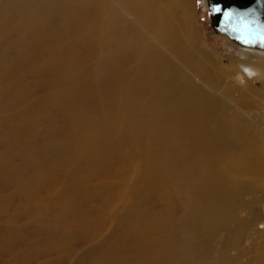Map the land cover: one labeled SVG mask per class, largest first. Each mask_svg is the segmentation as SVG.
<instances>
[{
  "label": "bare ground",
  "instance_id": "obj_1",
  "mask_svg": "<svg viewBox=\"0 0 264 264\" xmlns=\"http://www.w3.org/2000/svg\"><path fill=\"white\" fill-rule=\"evenodd\" d=\"M52 1L49 10L61 15L50 16L55 24L51 30L46 29L44 14L27 15L31 45L41 48L20 50L16 65L8 71L3 67L0 79L9 80L15 70L16 75L32 69L37 77L49 72L45 75L50 77L46 96L33 110L27 107L19 116L29 111L36 118L59 113L69 132L62 131L53 143L65 138L75 144L66 152L62 146L59 149L64 168L79 161L77 166L85 168L80 172L75 168L76 174L88 179L85 174H100L108 167L105 176L118 180L117 194L102 206L78 203L74 209L87 215L106 213L124 230L119 242L126 245L133 239L134 250L115 247L117 251H111L117 254V264H244L246 234L260 216L255 204L246 201V189L238 188L231 177L243 175L252 165L261 169L264 141L255 129L251 134L246 125H239L241 118L224 102L233 89H219L227 80L244 88L248 76L257 73L256 67L241 66L232 77V71L206 52L192 24L188 0ZM113 4L125 9V14L132 13L139 28L140 23H147L149 32L141 29L148 38L119 15ZM12 18L0 20V38L8 37ZM177 28L186 30L191 50L177 47ZM75 33H79L76 44L57 45L58 38L70 39ZM6 61L0 57V63ZM261 69L264 75V62ZM13 88L17 96L25 94L16 96L18 102L25 103L37 85L21 88L14 83ZM64 208L58 207L62 218L67 215ZM246 209L254 219L240 218ZM92 224L104 223L93 220ZM262 249L254 261L251 259L253 264H264ZM125 252L126 260L120 256Z\"/></svg>",
  "mask_w": 264,
  "mask_h": 264
},
{
  "label": "rangeland",
  "instance_id": "obj_2",
  "mask_svg": "<svg viewBox=\"0 0 264 264\" xmlns=\"http://www.w3.org/2000/svg\"><path fill=\"white\" fill-rule=\"evenodd\" d=\"M23 1L0 0V20H11V17H13L12 20L14 19L12 22L13 25L9 27L11 28V32L8 33V37L0 38V57L4 56L7 59L5 65L0 63V76L3 67H6L5 70L8 71V69L16 65V55L20 50L26 48L32 50L31 47H34L36 51L38 48H41L38 45H31L30 37L27 34L30 32L31 21H29L27 15H34L36 13H38L37 15L44 14L48 22V26L46 25L47 30H51L55 25L51 23L50 16L61 15L52 13L49 10L50 4L53 3L52 0ZM188 1L192 24L200 45L206 52L215 59L220 60L225 69L232 71V77L237 76V72L240 71L241 66L253 64L256 67L257 73L253 77L248 76L247 84L244 88L240 87L238 83L236 85L233 81L227 80L219 90L222 92L226 88L233 89L232 94L228 98L223 99L224 102L231 109L230 111L232 113H237L236 115L241 118L238 121L239 125H246L248 127V129L246 128L247 132L251 134L253 133V129H255L264 141V75H262L263 71L261 69L264 62L263 51L238 46L228 38L216 34L212 31L211 19L207 6L203 4L204 0ZM166 2L172 3L171 0H166ZM112 6L119 15H122L137 31L148 38L142 30L144 29L146 32H149V25L147 23H140L141 29L134 24V15L131 16L132 13L125 14V9H120L114 6V4ZM42 7H46L47 9H41ZM47 14L49 15L47 16ZM177 29L175 31V38L178 41L177 47H180L181 50H191L189 46L190 40L186 34V30L182 28ZM56 32L60 33L54 30V33ZM78 35L79 33H75L70 39L62 36L60 38L61 40L58 38L57 41L59 44L57 42V45L64 47L66 46L65 42H69L70 45L76 44ZM183 42H185V46ZM28 44H30V48ZM79 44L77 43V51L80 49ZM74 49L76 50V48ZM177 65L182 70L180 64L178 63ZM15 71H11L9 80L2 81L3 78L0 79V109H2L0 110V264H117V254H112L111 251L116 252L117 248L127 251H132L133 248L134 250L133 239L126 238L127 240L131 239V241H128L129 244L127 243L126 245H123L125 241L119 242L118 238L122 234L121 230H124L120 228L122 226H117L116 222L108 219L106 213L87 215L84 211L81 213L78 209L74 208L77 207L78 203L84 204L87 207L89 205V207L95 208L102 206L106 200L110 199L109 197L117 194L120 189L117 184L118 180L113 176H110L111 178L105 176L107 175L106 170L108 167L102 170L100 174L97 172L90 174L92 175L91 177H89V174H85L88 176V179L81 178L80 175L82 174H76L75 168L77 170L79 169L78 172L85 168V165L77 166L81 163L79 161L73 163L75 166L72 164L67 170L64 168V163H60L59 161L60 157L64 161V156L60 154L59 149L62 146L61 149H63V152L64 150L66 152L73 148L75 144L71 141H65V138H61L55 144L53 143L54 137L55 141L65 130L64 134L69 132L66 123L62 120L63 117L59 113H56L50 117L36 118L31 114L32 111L27 112L23 116L24 118L19 116V113L27 107H31L33 110L35 103L46 96L49 90L50 77L47 78L45 75L49 76L48 74L50 73L47 72L48 74H46V72H43L44 75L42 77H37L36 71L32 69L21 74L17 71L16 75ZM185 73L192 79V76L188 72L185 71ZM194 82L196 81L194 80ZM14 83L18 84L21 88L29 84H36L37 88L31 91L30 98L25 103H21L17 101L16 90L13 92L14 88H16H13ZM24 95L21 94L17 97L21 98ZM37 95L39 96L37 97ZM13 114L17 116L15 117ZM36 123L38 126H36ZM11 126L13 128H10ZM20 128L22 129L20 130ZM4 139L6 140L3 141ZM26 142L28 143L27 146L24 144ZM52 143L55 146H52ZM19 148L22 150L19 151ZM82 158L80 156V159ZM262 158L264 160V156ZM260 170L263 171L261 172ZM99 175L102 178L107 177V179L98 180ZM231 178V180L235 181L238 188L246 189V201H252L255 204V209L260 216L254 222L251 230L246 234L247 239L245 238L246 241L244 242L248 248L243 253L245 255L241 257V259L244 258L242 260L245 262L244 264H253V258H256L262 253V248L264 247V162L261 165V169L252 165L243 175H232ZM94 188L100 190L96 191ZM92 191L95 193L91 194ZM81 192H85V194ZM79 194L82 196H79ZM80 197L84 200L80 199ZM152 201L155 203L156 198ZM66 205L68 207L64 208ZM59 206L64 208L67 213L63 218L58 214ZM240 218L244 221H250L254 219V215L250 214L249 209H246L241 212ZM93 220L97 223L99 220L104 224H102L103 226L96 225L97 227H94L92 224ZM251 244L252 246H250ZM232 254H234V251ZM120 256L124 260L127 259L126 252Z\"/></svg>",
  "mask_w": 264,
  "mask_h": 264
},
{
  "label": "water",
  "instance_id": "obj_3",
  "mask_svg": "<svg viewBox=\"0 0 264 264\" xmlns=\"http://www.w3.org/2000/svg\"><path fill=\"white\" fill-rule=\"evenodd\" d=\"M205 2L212 31L238 46L264 51V0Z\"/></svg>",
  "mask_w": 264,
  "mask_h": 264
},
{
  "label": "snow or ice",
  "instance_id": "obj_4",
  "mask_svg": "<svg viewBox=\"0 0 264 264\" xmlns=\"http://www.w3.org/2000/svg\"><path fill=\"white\" fill-rule=\"evenodd\" d=\"M217 11H219V9H216Z\"/></svg>",
  "mask_w": 264,
  "mask_h": 264
}]
</instances>
